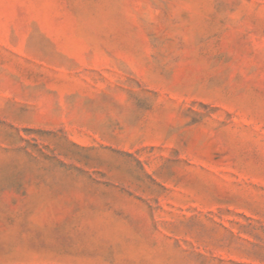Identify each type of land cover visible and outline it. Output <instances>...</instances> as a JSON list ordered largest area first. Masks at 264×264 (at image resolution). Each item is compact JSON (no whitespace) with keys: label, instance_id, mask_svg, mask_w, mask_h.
<instances>
[{"label":"rangeland","instance_id":"rangeland-1","mask_svg":"<svg viewBox=\"0 0 264 264\" xmlns=\"http://www.w3.org/2000/svg\"><path fill=\"white\" fill-rule=\"evenodd\" d=\"M0 264H264V0H0Z\"/></svg>","mask_w":264,"mask_h":264}]
</instances>
